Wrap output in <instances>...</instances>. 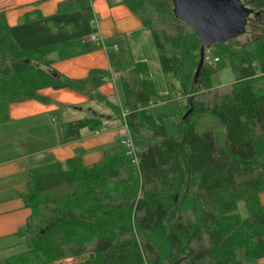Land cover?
<instances>
[{"label":"trees","instance_id":"obj_1","mask_svg":"<svg viewBox=\"0 0 264 264\" xmlns=\"http://www.w3.org/2000/svg\"><path fill=\"white\" fill-rule=\"evenodd\" d=\"M123 1L149 27L166 83L178 85L190 111L175 135L162 120L144 127L139 110L158 95L144 77L147 62H135L121 79L122 121L148 147L136 152L137 163L114 144L91 165L76 154L31 169L24 196L31 215L20 232L25 249L0 264H53L89 245V259L76 264H254L264 257V34L238 47L211 45L213 60H203L195 79L200 41L174 15L173 1ZM245 1L264 16V0ZM71 43L21 49L0 11V123L12 102L48 101L42 88L83 90L80 80L51 67V54ZM226 60L235 81L229 90L213 88L210 76ZM112 108L120 117L119 106ZM105 117L64 122V140L98 129Z\"/></svg>","mask_w":264,"mask_h":264},{"label":"crops","instance_id":"obj_2","mask_svg":"<svg viewBox=\"0 0 264 264\" xmlns=\"http://www.w3.org/2000/svg\"><path fill=\"white\" fill-rule=\"evenodd\" d=\"M0 11L21 49L71 40L51 54V67L83 85V90L45 87L38 93L48 101L27 99L8 105V118L0 123V259H4L21 252L19 246L24 245L20 232L31 215L24 201L31 169L76 154L91 165L114 144H122L126 153L123 142L132 146L130 131L118 122L127 110L115 101L120 97L117 78L122 85V76L135 62H153L154 48L149 27L123 0H0ZM144 77H151L149 67ZM83 104H97L100 115L107 117L98 129L82 128L78 139L65 141L63 123L85 117H79ZM112 104L119 106L120 117ZM54 114L66 121L58 125ZM121 124L128 139L119 138ZM258 199L264 205V189ZM254 264H264V257Z\"/></svg>","mask_w":264,"mask_h":264},{"label":"rangeland","instance_id":"obj_3","mask_svg":"<svg viewBox=\"0 0 264 264\" xmlns=\"http://www.w3.org/2000/svg\"><path fill=\"white\" fill-rule=\"evenodd\" d=\"M244 3L247 5L248 3L243 0ZM249 6V5H247ZM257 11V10H256ZM259 12V11H257ZM151 33V32H150ZM264 34V16H262V13L259 12V20L255 19L254 13L251 14V18L246 26L245 33L241 34L240 36L230 39L226 43H228L231 46H241L245 42L250 41V39H254L256 37H259L260 35ZM152 44L153 37L150 35ZM154 52H153V62L149 60L148 67L149 72L151 74L150 79H152L156 91V95H158V99L155 103L150 104L148 107L141 108L139 110L138 116L144 127L151 128L154 124L155 120H162L165 132L167 135H175L179 131V121L180 118L183 116V114L186 112V99L184 98L183 94L179 90L178 85H168L166 83L165 77L161 70V65L159 62V56L157 54L155 46ZM209 54H212V49L208 48L206 50ZM213 55V54H212ZM215 58V61L212 62V65H217L219 62L216 58V56H213ZM222 64V63H221ZM117 81L119 83V98H116V104H121V107L124 106V92L122 85L120 84V78H117ZM235 81V74L233 72L232 66L229 63L228 60L224 61L222 66L219 67L216 71H214L210 76V82L213 88H217L220 90H229V87H231L232 83ZM214 91V90H213ZM213 91H209V96L213 94ZM120 106V105H119ZM82 112L79 114V117H83L88 114V109L94 108L96 112L100 114V110L102 109L97 104H90V105H84L81 106ZM63 108V107H62ZM62 110V109H61ZM61 112V111H59ZM121 115V114H120ZM125 116H123L124 118ZM121 118V117H120ZM118 118V122L121 123L122 119ZM54 119L58 123V125L61 126L63 123L64 118H62L58 114H54ZM61 130V129H60ZM119 138L122 137L123 139H128L129 134L124 126H120L119 128ZM132 142V147L135 151L144 149L148 146V141L145 138L141 137H130ZM239 212L242 216L247 215V211L244 206V202H239ZM92 245H89L87 248V251L82 253L79 256H69L64 259H60L53 264H76V263H82L87 261L90 257ZM17 252L22 251L25 249V245H20ZM90 250V251H89ZM16 253V252H13Z\"/></svg>","mask_w":264,"mask_h":264},{"label":"water","instance_id":"obj_4","mask_svg":"<svg viewBox=\"0 0 264 264\" xmlns=\"http://www.w3.org/2000/svg\"><path fill=\"white\" fill-rule=\"evenodd\" d=\"M174 15L194 29L200 41L199 64L195 79L203 64L205 51L216 42H226L246 31L247 17L253 10L242 0H172ZM186 110L184 116L189 113ZM91 116H97L92 108Z\"/></svg>","mask_w":264,"mask_h":264},{"label":"built area","instance_id":"obj_5","mask_svg":"<svg viewBox=\"0 0 264 264\" xmlns=\"http://www.w3.org/2000/svg\"><path fill=\"white\" fill-rule=\"evenodd\" d=\"M96 20V18H94L93 19V21H95ZM91 40L92 39H95V36L94 35H91L90 37H89ZM213 59H212V57H211V55L206 51V53H205V55H204V61L205 62H210V61H212ZM125 114L126 113H122V116H125ZM123 144L126 146V147H128L127 148V154L132 158V161L134 162V163H137V156H136V151L133 149V147L132 146H130V142L129 141H125V142H123ZM132 147V148H131Z\"/></svg>","mask_w":264,"mask_h":264},{"label":"flooded vegetation","instance_id":"obj_6","mask_svg":"<svg viewBox=\"0 0 264 264\" xmlns=\"http://www.w3.org/2000/svg\"><path fill=\"white\" fill-rule=\"evenodd\" d=\"M244 5H246V4H244ZM247 7H250V6H247ZM250 8H252V12L251 13H249V15H248V17H247V23H246V26H247V24H248V22H249V20H250V18H251V14H253L254 13V15H255V19L256 20H259V12H257L253 7H250ZM228 41V40H227ZM216 43H223V42H216ZM216 43H214V44H216Z\"/></svg>","mask_w":264,"mask_h":264}]
</instances>
